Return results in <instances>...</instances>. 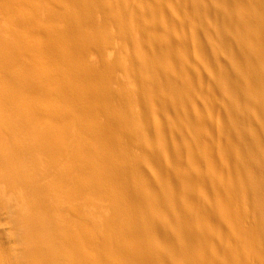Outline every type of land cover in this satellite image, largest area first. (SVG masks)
<instances>
[{
    "label": "bare ground",
    "instance_id": "obj_1",
    "mask_svg": "<svg viewBox=\"0 0 264 264\" xmlns=\"http://www.w3.org/2000/svg\"><path fill=\"white\" fill-rule=\"evenodd\" d=\"M0 184V264H264V0H0Z\"/></svg>",
    "mask_w": 264,
    "mask_h": 264
},
{
    "label": "rangeland",
    "instance_id": "obj_2",
    "mask_svg": "<svg viewBox=\"0 0 264 264\" xmlns=\"http://www.w3.org/2000/svg\"><path fill=\"white\" fill-rule=\"evenodd\" d=\"M115 42V44L113 43V41ZM111 40V47L110 48H108L109 50L108 51H110V52H114V54H119L120 52V50L118 49V51H116L117 50V48H116V50L114 49V50H112V48H115V47H118L117 46V42H116V40H114V39H112ZM123 70H121V72H122ZM119 72V71H118ZM121 72H119L118 74L120 75L119 76V78L122 76V79L121 80H123V81H121V83L120 84H122V85H124L125 86V84H127V83H123L124 81L126 82V79L124 80L123 79V77H124V74L123 73H121ZM124 72V71H123ZM121 74H123V75H121ZM119 81V82H120ZM5 187L3 186V185H1L0 184V204H3V202L5 201V199H7L8 198V196H11L12 195V193H13V195L12 196H14V194H17L18 196H19V204L21 205L22 204V202H23V190L21 189V188H16L15 189V187H13V189L15 190L14 192H11V190H7L6 188L4 189ZM5 192V194H4V192ZM11 193V194H10ZM6 195V196H4V195ZM2 197V198H1ZM5 197V198H4ZM4 200V201H3ZM2 202V203H1ZM9 219H10V214H7L6 212H4V211H2V210H0V231H2V232H5V233H7L8 232V230H9V228H10V223H9ZM6 242V241H5ZM4 242V243H5ZM3 242H1L0 241V247L2 246V251L4 250L3 248H5V244H4ZM4 246V247H3ZM0 251H1V248H0ZM2 255H3V253H5L4 251L3 252H0Z\"/></svg>",
    "mask_w": 264,
    "mask_h": 264
}]
</instances>
